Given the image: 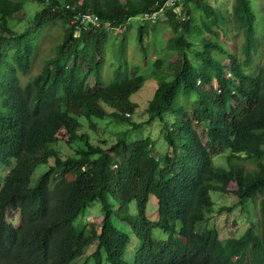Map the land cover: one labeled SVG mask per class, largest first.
Returning a JSON list of instances; mask_svg holds the SVG:
<instances>
[{
	"label": "trees",
	"instance_id": "trees-1",
	"mask_svg": "<svg viewBox=\"0 0 264 264\" xmlns=\"http://www.w3.org/2000/svg\"><path fill=\"white\" fill-rule=\"evenodd\" d=\"M163 1L0 0V166L15 161L0 184V264H103L104 259L110 264H264V57L259 60L262 44L252 1L234 0L225 11L210 0H188L186 20L169 13L140 25L144 58L145 40L161 24L173 32L166 49L182 53L168 63L167 58L155 61L151 75L158 86L145 120H133L139 103L132 97L148 76L124 60L113 80L104 81L110 30ZM29 2L41 8L29 26L16 31L21 22L16 14ZM80 13H94L111 26H89L77 34L73 18L84 26L76 18ZM57 22L64 29L59 42L43 69L24 81L38 40ZM232 29L241 34L240 51L229 49L237 46ZM108 117L129 129L115 139L101 138L96 120ZM157 120L163 123L167 151L157 150L150 136L128 139L129 132ZM60 142L73 152L64 153ZM222 154L227 167L214 164L213 157ZM251 158L259 160L246 174L239 160ZM42 164L49 166L33 184ZM212 191L238 197L221 210L241 209L249 220L242 234L223 239L216 225L199 229L215 211ZM151 195L157 213L148 214ZM257 200L260 215L253 220L245 207ZM95 201L101 203L100 224L87 216L77 225ZM12 211L19 214L17 224L8 217ZM116 222L127 224L136 238ZM134 239L133 258L126 260Z\"/></svg>",
	"mask_w": 264,
	"mask_h": 264
},
{
	"label": "rangeland",
	"instance_id": "rangeland-1",
	"mask_svg": "<svg viewBox=\"0 0 264 264\" xmlns=\"http://www.w3.org/2000/svg\"><path fill=\"white\" fill-rule=\"evenodd\" d=\"M213 5H215L218 8H221L225 11H230L234 4V0H210ZM252 5L254 7L255 13H256V25H257V32L259 35V38L261 40V51L259 54V60L263 61L264 57V0H251ZM41 8L39 4H35L32 2H29L25 5L24 9L21 10L16 14V18L21 20L20 24L15 27L16 31H22L25 29L34 19L36 13ZM144 20L142 17L140 19V15L134 16L128 20V22L125 25L112 28L110 30L109 38L105 44V60L102 67V74L105 83H110L115 74V69L118 65L121 64L124 60L128 61L129 68L131 70H139L140 73L145 74L148 76L147 81L145 82L143 88L138 91L136 94L133 95L132 99L139 103V107L135 111V113L132 115V118L136 122H141L147 118V114L145 112L146 107L148 106V103L150 99L153 97L154 92L157 89L158 86V78L155 75H151L153 71H155L154 63L157 59L161 58H167V63L171 62V57H180L182 55L181 51L177 52L176 54H173L169 52L166 49V44L168 42V39L170 36L173 35V32L171 31L170 27L166 24L159 25L156 32H150L145 40V43L148 46V55L147 58H144V55L140 49V44L138 41V32L139 27L141 24L144 23ZM63 27L60 22H57L53 25H50L46 28L41 38L38 40V49L36 52V55L34 57V66L31 69L30 73L28 75L23 76V80L27 81L29 80L33 75L37 74L43 69L44 62L46 58H48L52 53V48L56 45L57 42H59V39L61 38L63 34ZM126 35V36H125ZM233 39L234 43L237 44V46L229 45V49L240 51L241 44H242V37L240 32H238V36H235V30L232 29V31L229 34ZM124 36L126 37L125 40V46L124 51L125 54L122 55V41ZM225 35L223 36V38ZM173 70V67H171L170 71ZM196 98V95H193V99ZM192 113V110L190 111ZM84 125L87 127L89 132L92 136H94L93 141H97V133L92 131L89 127V124L87 120L84 118L81 119ZM98 123V131L99 136L101 138H107V139H115L117 137L118 132H121L123 130L129 129L128 124H120L116 122L114 119L108 117L104 120H96ZM163 127V123L159 120L155 121L150 126H145L141 129L131 131L129 132L128 139L130 141L138 140L147 136L152 137L155 140L156 148L157 150L161 151L162 153L168 150V143L165 141L164 137L160 135L161 129ZM201 134L202 128H199ZM204 135V134H203ZM78 145V144H76ZM58 147L62 149V151L66 154L72 153L73 150L64 142H60L58 144ZM229 152L226 154L228 155ZM226 155H216L213 157L214 164L216 166L221 167H227V159ZM244 156V155H243ZM258 158H251L250 160L241 159L239 162L243 165L245 169V173L249 174L253 169L256 168V162L258 161ZM15 164V161H13L11 166H0V184L3 183V180L7 173L10 171L12 166ZM49 165L42 164L40 167L35 171L34 177H33V184H35L40 176L43 174L44 171L47 170ZM231 189H236L237 185L236 183H231ZM212 199L216 202L215 211L212 214V219L208 223H202L198 227L199 229H203L204 227H213L214 225L218 226L221 232V237L227 238L230 235H239L242 234L244 230H246V227L249 224V220L243 217L242 211L240 208L234 209L233 212H229L227 210H221L224 206H231L232 204L236 203L238 200V197L233 193H222L218 191H212L211 192ZM261 201V197H260ZM259 200L256 201V203L251 202L246 205L245 209L251 213L249 216L252 217L253 220H257L260 215L259 210ZM133 210L135 208V203L132 204ZM156 211V212H155ZM148 214L157 213V198L154 195H151L148 208H147ZM89 216L91 217L92 222L99 225L100 222L103 219V214L101 211V203L99 201H95L91 203L84 211V214H82L78 220L77 225L79 222H82L86 220L85 218ZM9 219L14 222L15 224L19 221V214L17 212H10L8 215ZM90 220L89 218H87ZM117 223V222H116ZM258 223V222H257ZM117 226H119L124 231L130 232V228L127 224L123 223H117ZM128 228V229H127ZM90 231V228H88ZM154 233L160 234L161 229H155ZM130 235L132 237H135L134 234L130 232ZM136 238V237H135ZM137 243V240L134 239V242L130 244V247L128 251L125 253L124 258L126 260H131L133 258V251L135 244ZM85 260V257H82L80 259V262H83ZM103 264H110V262L107 259H104Z\"/></svg>",
	"mask_w": 264,
	"mask_h": 264
},
{
	"label": "built area",
	"instance_id": "built-area-1",
	"mask_svg": "<svg viewBox=\"0 0 264 264\" xmlns=\"http://www.w3.org/2000/svg\"><path fill=\"white\" fill-rule=\"evenodd\" d=\"M187 1L188 0H165L159 5L160 12L165 16H167L169 13H172L177 18L178 16H183L184 10L187 9ZM91 17L97 18L98 23H100V17H94L93 14H91ZM141 17H145V12L140 14V19ZM73 23L76 26L77 34H80L83 30H86V26H80L79 22L74 18Z\"/></svg>",
	"mask_w": 264,
	"mask_h": 264
},
{
	"label": "bare ground",
	"instance_id": "bare-ground-1",
	"mask_svg": "<svg viewBox=\"0 0 264 264\" xmlns=\"http://www.w3.org/2000/svg\"><path fill=\"white\" fill-rule=\"evenodd\" d=\"M160 5V4H159ZM91 14L94 15V17H99L98 15L94 13H80L78 16H76L77 19L81 20L82 25L86 26L89 28V26H111V23H104L101 18H100V23H98L97 18L91 17ZM165 15H163L160 12L159 6H157L154 10H151L150 12L145 13V17H142L146 21H152L155 22L158 18H162ZM184 20H186L185 14L182 16Z\"/></svg>",
	"mask_w": 264,
	"mask_h": 264
}]
</instances>
